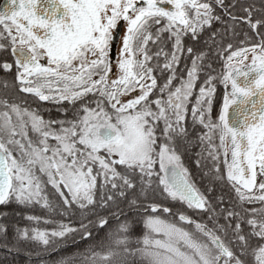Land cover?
<instances>
[{"label":"snow or ice","instance_id":"6c2138e0","mask_svg":"<svg viewBox=\"0 0 264 264\" xmlns=\"http://www.w3.org/2000/svg\"><path fill=\"white\" fill-rule=\"evenodd\" d=\"M0 53V264H264V0H9Z\"/></svg>","mask_w":264,"mask_h":264},{"label":"trees","instance_id":"16d2710c","mask_svg":"<svg viewBox=\"0 0 264 264\" xmlns=\"http://www.w3.org/2000/svg\"><path fill=\"white\" fill-rule=\"evenodd\" d=\"M187 43V41H186ZM199 47V46H197ZM3 54L0 53V58H2ZM216 67L218 68L219 65H216ZM4 92L2 89H0V96H3ZM199 149H194V151H198ZM185 166L189 168L190 173H191V177L193 182L196 184V186L198 188H200V190L202 192H205L206 189L210 186V180L209 178L205 177L203 174V171L201 169H197L193 160L190 157V154H185L182 157ZM48 191L50 192V186H48ZM51 198V197H50ZM160 201L163 200L162 197L158 198ZM163 203H167L166 201L163 200ZM174 208H180V207H174ZM10 213L15 212H19L20 215H13V220L14 222H17L19 224L20 227H24L26 224V221L23 219V213L25 212L24 209H17L15 205L12 206V208H10L8 210ZM60 211V208H57V214L52 215L50 218H53L55 220H60L62 219L58 213ZM191 212V211H190ZM192 213V212H191ZM38 214L42 215V216H46L49 215L47 213H43V212H38ZM191 215H193L194 217H196L199 220H201V217L198 215H195L194 213H192ZM139 218V220H138ZM169 220L173 219V217H166ZM80 219L79 216V212L77 211L76 214L72 217V220L74 222V226H78L77 222ZM136 219L138 221H140L138 224L135 225L134 230H136L137 232H134L135 237H139L143 235L144 229H143V223L140 220V217H136ZM206 220V217L204 218ZM64 222H68V218L64 217L63 218ZM87 222V221H85ZM53 225H48L45 226L43 224H41V227H49L51 228ZM135 233H140V234H135ZM137 235V236H136ZM106 235L105 232H100L97 237L96 240L94 241H89L88 243H81L78 246H70V247H63L61 246V251H59L58 254L52 256L51 258L43 253L41 251V258L44 262V264H51L52 260H58L60 259V257L62 256H73L75 255L76 259H75V264H85V257L86 256H90L91 253L88 251L90 246L95 245V247H93V251H103L104 249L100 246L101 242H105L106 243ZM4 243V239L2 237H0V244ZM133 247H135V245H132ZM30 248H32L33 246H29ZM5 259V254L2 248H0V262H2ZM140 258L138 256H129L127 258V264H132L134 263L136 260H139ZM7 260L10 262V264H29V259L28 257L24 256L23 254H20L18 256H8ZM137 262V261H136ZM141 263V262H140ZM31 264H40V261L36 260L35 257L32 258Z\"/></svg>","mask_w":264,"mask_h":264},{"label":"flooded vegetation","instance_id":"af4514ba","mask_svg":"<svg viewBox=\"0 0 264 264\" xmlns=\"http://www.w3.org/2000/svg\"><path fill=\"white\" fill-rule=\"evenodd\" d=\"M9 2V0H0V11H3L5 5H7ZM3 79V76L0 75V80ZM11 77H9V80L11 81ZM7 98L9 99H15V100H24L27 99V103L28 106L32 107V108H39L41 114L44 116L45 119H47L50 115L51 116H57V112H56V105L51 104V103H36L33 101V99L31 97H23L20 94H18L16 91H9ZM65 107H67V105H65ZM31 135V133H30ZM35 137H33L34 139ZM167 204L171 207H179L178 203L173 204L171 201H166ZM139 220V218H138ZM136 230H134L133 228V232H135Z\"/></svg>","mask_w":264,"mask_h":264},{"label":"rangeland","instance_id":"374dc122","mask_svg":"<svg viewBox=\"0 0 264 264\" xmlns=\"http://www.w3.org/2000/svg\"><path fill=\"white\" fill-rule=\"evenodd\" d=\"M162 203H163V200L161 201ZM179 204V203H178ZM179 207L181 208V207H183L182 205H180L179 204ZM187 214L188 215H190V216H192L194 219H196V220H198L196 217H194L193 215H191L192 213L190 212V211H188L187 212ZM168 219V218H167ZM185 227H186V225H185ZM134 228H135V226H134ZM135 232H137V231H135ZM135 234H140V233H135ZM137 236V235H136ZM137 261V262H136ZM134 263H132V264H142V262H141V260L139 259V260H136ZM141 262V263H140Z\"/></svg>","mask_w":264,"mask_h":264}]
</instances>
